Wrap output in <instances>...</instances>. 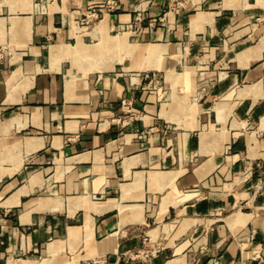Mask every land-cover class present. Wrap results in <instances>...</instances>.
<instances>
[{"label":"crops","instance_id":"crops-1","mask_svg":"<svg viewBox=\"0 0 264 264\" xmlns=\"http://www.w3.org/2000/svg\"><path fill=\"white\" fill-rule=\"evenodd\" d=\"M108 2L0 0V264H264V0Z\"/></svg>","mask_w":264,"mask_h":264},{"label":"built area","instance_id":"built-area-1","mask_svg":"<svg viewBox=\"0 0 264 264\" xmlns=\"http://www.w3.org/2000/svg\"><path fill=\"white\" fill-rule=\"evenodd\" d=\"M110 8H115L117 5V0H109ZM99 17V13L97 11H91L87 14L86 19L90 20V18ZM121 111L123 113L122 122H129L131 119L137 116V112L134 109V101L130 97H123L121 99L120 104ZM160 244H156L153 249L149 248H141L135 252L131 253V258H141L142 260H147L149 257L154 256L156 252L159 250ZM214 264H221L219 260H215Z\"/></svg>","mask_w":264,"mask_h":264}]
</instances>
